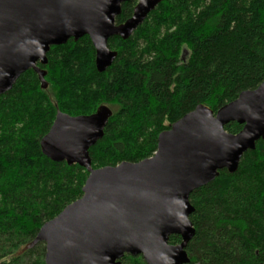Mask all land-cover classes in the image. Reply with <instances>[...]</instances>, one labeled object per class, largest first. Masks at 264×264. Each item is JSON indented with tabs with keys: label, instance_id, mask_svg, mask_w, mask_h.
Instances as JSON below:
<instances>
[{
	"label": "trees",
	"instance_id": "1",
	"mask_svg": "<svg viewBox=\"0 0 264 264\" xmlns=\"http://www.w3.org/2000/svg\"><path fill=\"white\" fill-rule=\"evenodd\" d=\"M136 3H123L115 24L131 17ZM108 48L117 57L98 73L88 37L51 47L47 64H38L45 89L28 70L0 96V264H44L42 243L25 247L82 196L88 173L40 150L56 112L111 110L89 149L93 169L152 157L158 135L198 105L216 113L264 81V0H162L131 37H114ZM241 128L231 123L225 131ZM189 203V264H264V139L235 173L220 171ZM180 241L171 236L168 243ZM120 263L145 264L127 255Z\"/></svg>",
	"mask_w": 264,
	"mask_h": 264
},
{
	"label": "water",
	"instance_id": "2",
	"mask_svg": "<svg viewBox=\"0 0 264 264\" xmlns=\"http://www.w3.org/2000/svg\"><path fill=\"white\" fill-rule=\"evenodd\" d=\"M132 0H0V96L28 70L46 88L51 47L88 37L98 73L117 53L114 37L127 40L162 0H137L132 16L116 25L121 5ZM112 112L70 116L57 111L39 142L54 163L78 165L88 177L82 196L44 223L31 249L44 244V264H121L124 256L145 264H189L186 247L195 230L190 194L225 170L237 171L241 158L264 139V81L213 113L198 105L157 137L156 152L137 163L93 169L89 149L103 137ZM242 126L237 134L225 126ZM178 236L179 244L168 243Z\"/></svg>",
	"mask_w": 264,
	"mask_h": 264
},
{
	"label": "rangeland",
	"instance_id": "3",
	"mask_svg": "<svg viewBox=\"0 0 264 264\" xmlns=\"http://www.w3.org/2000/svg\"><path fill=\"white\" fill-rule=\"evenodd\" d=\"M112 50V49H111ZM114 50V49H113ZM44 245V244H43ZM29 262L28 259H25L22 263Z\"/></svg>",
	"mask_w": 264,
	"mask_h": 264
},
{
	"label": "flooded vegetation",
	"instance_id": "4",
	"mask_svg": "<svg viewBox=\"0 0 264 264\" xmlns=\"http://www.w3.org/2000/svg\"><path fill=\"white\" fill-rule=\"evenodd\" d=\"M117 25V24H116Z\"/></svg>",
	"mask_w": 264,
	"mask_h": 264
}]
</instances>
